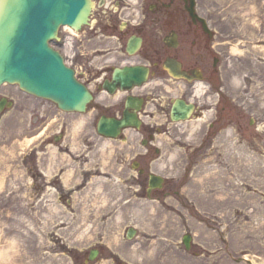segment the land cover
Masks as SVG:
<instances>
[{
    "label": "rangeland",
    "instance_id": "rangeland-1",
    "mask_svg": "<svg viewBox=\"0 0 264 264\" xmlns=\"http://www.w3.org/2000/svg\"><path fill=\"white\" fill-rule=\"evenodd\" d=\"M197 4L227 55L224 82L243 122L232 139L207 153L192 137L173 143L162 134L161 153L142 160L167 181L150 199L147 177L130 165L146 152L142 134L114 141L93 132L90 140L86 114L2 87L15 104L0 113V264H264V0ZM106 44L94 42L92 63L105 61ZM74 120L81 128L73 137ZM92 250L99 254L90 262Z\"/></svg>",
    "mask_w": 264,
    "mask_h": 264
},
{
    "label": "flooded vegetation",
    "instance_id": "flooded-vegetation-1",
    "mask_svg": "<svg viewBox=\"0 0 264 264\" xmlns=\"http://www.w3.org/2000/svg\"><path fill=\"white\" fill-rule=\"evenodd\" d=\"M92 1L95 8L91 25L82 29L79 36L72 27L61 25L58 36L64 38V45L53 43L55 49L69 56L81 82L92 90L96 89L93 94L95 102L89 108L91 128L96 116L123 118L127 96L132 95H124L118 104L102 101L100 94L110 95L104 88L112 80L113 69L144 65L150 71L148 82L134 94L144 100L142 112L145 115L141 113L140 118L143 122L150 118V123L142 128L143 136L147 137L144 143L156 146L154 141L161 133L180 141L182 138L177 136L181 131L179 125L186 132L189 123L200 122L201 150L218 152L220 140L232 133V129L237 132L236 101L217 82L216 74L222 64L217 54L223 55V51L219 52L213 45V34L205 32L201 22L190 17L191 0ZM96 40L107 43L105 50H99L106 53L103 57L107 56L100 68L96 66L98 57L92 63L95 51L91 48ZM176 62L181 64L180 85L171 75L172 63ZM201 74L206 81L202 93ZM174 85L177 86L174 88ZM175 99L193 108L191 119L186 123L177 124L171 118ZM155 119L165 120V124L157 123ZM142 155L140 169L142 160L147 159L146 154Z\"/></svg>",
    "mask_w": 264,
    "mask_h": 264
},
{
    "label": "water",
    "instance_id": "water-1",
    "mask_svg": "<svg viewBox=\"0 0 264 264\" xmlns=\"http://www.w3.org/2000/svg\"><path fill=\"white\" fill-rule=\"evenodd\" d=\"M80 8V0H74ZM68 0H0V87L5 84H17L19 87L39 98L47 99L55 103L59 109L65 112H85L92 96L87 88L79 83L74 72L66 68L62 58L48 46L50 39L56 31V27L49 28V23H42L48 31L45 35L41 30L27 32V21L25 14L38 9L46 13L55 12L58 8L68 10ZM91 4L86 2L76 18L74 26L87 23L90 14ZM65 10V11H66ZM53 11V12H52ZM193 16V11H191ZM39 32V33H38ZM148 71L144 68H129L116 70L114 78L116 82L130 87V84H140L146 79ZM117 84V83H116ZM128 84V85H126ZM115 88V85L112 86ZM111 87L112 91L113 88ZM180 109V108H179ZM180 112L182 110L180 109ZM180 114V113H176ZM177 119V118H176ZM141 123L135 115L124 116L122 121H115L102 118L99 123V133L117 138L121 129L128 127L140 128ZM163 179L151 175L149 190L161 189ZM135 235L130 230L128 238ZM187 249L190 248L191 236L184 238ZM97 253L91 254L94 260Z\"/></svg>",
    "mask_w": 264,
    "mask_h": 264
},
{
    "label": "bare ground",
    "instance_id": "bare-ground-1",
    "mask_svg": "<svg viewBox=\"0 0 264 264\" xmlns=\"http://www.w3.org/2000/svg\"><path fill=\"white\" fill-rule=\"evenodd\" d=\"M93 8V7H92ZM75 34V33H74ZM77 36H79L80 34H76ZM149 74H150V71H149ZM5 86L7 87V86H10V84H5ZM4 86V87H5ZM27 95H29L28 93H26ZM91 117H90V113H89V115H87V119L89 120ZM62 121V120H61ZM56 121H52V123L54 124ZM77 122H76V120H74V121H71V125L68 127V129L66 130V132H68L69 133V135H71V136H73L74 137V133H76V132H78L79 131V129L81 128L78 124H76ZM81 131V130H80ZM61 133H64L63 132V130H61L60 131ZM134 133V132H133ZM133 133H131L132 135H134ZM86 135H87V137L88 138H91L92 139V135H93V131H92V129H90V131H89V133H86ZM65 139H67V138H65ZM31 140L30 139H27V142L28 143H31L30 142ZM67 148H70V149H78L79 147H78V144L76 143V145L74 146V147H72V146H70V147H67ZM159 233H162V232H159ZM153 235V237L156 235V232L155 233H153L152 234ZM157 236L158 235H156L155 236V238H157ZM158 242V241H157ZM157 242H154L153 241V244H155V243H157ZM169 242L167 241V242H165V240H162V245H164V247H165V251H167L168 252V250H169ZM170 255V254H169ZM168 260L166 259V262H167ZM170 264H180L176 259H171L170 261Z\"/></svg>",
    "mask_w": 264,
    "mask_h": 264
}]
</instances>
